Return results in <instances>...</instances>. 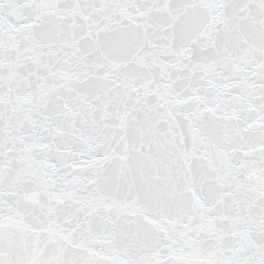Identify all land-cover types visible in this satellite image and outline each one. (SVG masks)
Here are the masks:
<instances>
[{
  "label": "snow or ice",
  "instance_id": "obj_1",
  "mask_svg": "<svg viewBox=\"0 0 264 264\" xmlns=\"http://www.w3.org/2000/svg\"><path fill=\"white\" fill-rule=\"evenodd\" d=\"M0 264H264V0H0Z\"/></svg>",
  "mask_w": 264,
  "mask_h": 264
}]
</instances>
